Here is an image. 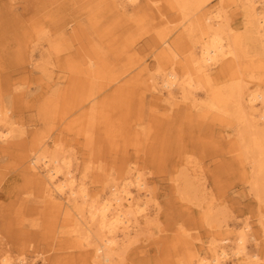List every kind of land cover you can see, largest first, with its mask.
Masks as SVG:
<instances>
[{"label":"bare ground","instance_id":"bare-ground-1","mask_svg":"<svg viewBox=\"0 0 264 264\" xmlns=\"http://www.w3.org/2000/svg\"><path fill=\"white\" fill-rule=\"evenodd\" d=\"M19 1L29 6L27 18L18 15L16 1L0 0V60L10 63L13 53L12 62L26 61L48 80V96L38 103L43 128L74 126L71 150L37 132L21 169L44 203L41 232L50 246L73 249L70 264H124L129 245L142 233L150 238L158 216L146 167L133 158L146 138L171 165L175 202H190L189 190L205 188L203 157L164 155L166 148L177 154L188 147L187 137L200 141L207 156L221 148L229 155L226 172L249 185L257 219L230 225L214 212L213 200L195 194L201 210L172 237L178 261L264 264V0ZM2 102L0 151L6 154L4 145L18 130L15 101ZM80 139L85 160L74 150ZM107 139L125 155L117 171L104 158L113 153ZM188 166L204 177H187ZM196 222L208 231L200 245L189 232ZM0 264L32 263L3 252Z\"/></svg>","mask_w":264,"mask_h":264},{"label":"rangeland","instance_id":"rangeland-1","mask_svg":"<svg viewBox=\"0 0 264 264\" xmlns=\"http://www.w3.org/2000/svg\"><path fill=\"white\" fill-rule=\"evenodd\" d=\"M14 1L17 2L15 9H17L18 15L27 18L28 14L31 13L28 10L29 6L25 8L23 6L25 4L21 1ZM53 6L55 4L51 5V7ZM12 57L11 60L8 59L11 61L10 63L4 59V56L0 60V98L4 104L8 98L13 102L15 101L16 107L14 106L11 116L16 120V129L18 130L13 143L4 145L7 153L3 154L0 151V254L8 252L12 258L23 256L32 264H70L71 260L68 256L73 252V249L60 248V245H56L54 249L53 246H50L51 237L46 238V235L42 234L41 225L43 226L45 223L43 216L47 211L44 203H40L41 199L34 188L21 175V169L26 165L29 153L35 146L33 139L37 132L41 133L42 136H48L49 141H52L54 145L55 143L68 144L69 147L67 148L71 150V139L75 141L72 134L74 126L68 124L64 128L63 126L61 128L55 126L43 128L41 121H39L38 103L43 97L48 96L43 94L45 90L43 85L48 83V80L40 71L30 70V65L26 61L23 63L12 62ZM134 116L136 115L130 117L133 118ZM137 117L139 118V116ZM150 126L152 127V125L147 124L148 128H151ZM150 131L151 133L154 132L153 127ZM161 132L158 131L157 135L161 136L164 133ZM145 141H142L141 149L133 159L139 161L137 163L142 168L143 166L146 167V170L144 169L145 177L154 188L153 197L157 202L158 216L152 226L148 228L152 236L144 240V237L149 235L142 233L140 235L141 240L129 245L124 264H181V261H178L181 257V250L172 241V237L178 235L179 227L185 228L186 226L187 228L189 226L187 217L196 216V210H201L195 194L200 198L206 197L213 200L214 212L221 217V220H225L230 225L233 222L240 223V220L252 223L257 219L256 203L252 193L248 190L249 185L239 178H235L233 173L226 172L231 165L229 166L224 159L229 155H225L224 152L222 154L223 148L217 153L214 151V155L210 152L207 156L208 152L205 151V154L201 152L204 149L200 146L202 144L200 141H189L185 137L184 144L189 145L176 149L177 154L168 148L165 149L164 155L171 153L172 156L176 155L177 159L180 154L192 158L199 156L203 157L205 163V177L197 176L199 171L194 166H188V169L184 171L189 178L201 180L204 177L205 188L200 187L195 194L189 190L187 198H191L190 202L185 199H178L179 201L175 202L176 194H172L168 189V185L173 182L168 179L172 175L171 165L162 158L161 152H158L160 149L156 148L158 151L153 150L146 146ZM84 144L86 143L82 139L75 142L76 149L74 150L81 157L85 155ZM105 145L109 146L113 153H108L104 158L114 160L116 163H112L114 166L112 168L117 171V166L125 159V155L116 153L117 150L108 139ZM83 159L85 160V156ZM21 163L23 164L20 167ZM80 163H82L81 159L77 165ZM178 169V172L181 171L182 165ZM76 172L78 177L80 173L79 171ZM91 189L94 188L91 187ZM226 191H228L227 194ZM225 198L230 199L224 200ZM179 203L187 207L192 206L194 212L188 214L182 205L179 209ZM193 203H197V205H193ZM34 223H40V226L35 228L32 226ZM196 225L197 227L193 226L194 229L189 232L194 237L193 241L196 245H200L207 240L208 231L206 224L201 225V223L196 222ZM32 230L38 232L32 233ZM43 258H45L44 261ZM114 264H121V262L116 260Z\"/></svg>","mask_w":264,"mask_h":264}]
</instances>
